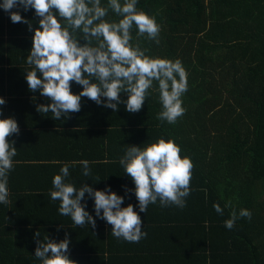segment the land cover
<instances>
[{
  "label": "trees",
  "instance_id": "1",
  "mask_svg": "<svg viewBox=\"0 0 264 264\" xmlns=\"http://www.w3.org/2000/svg\"><path fill=\"white\" fill-rule=\"evenodd\" d=\"M107 4L101 0L102 6ZM137 8L156 15L161 26L159 43L145 36L139 38L140 46L153 57L181 60L186 70L185 112L175 124L157 118L162 104L155 81L136 113H129L124 103L118 112L93 107L96 103L83 97L90 112L100 116L102 145L116 158L129 144L175 139L181 155L194 164L191 197L202 227V245L197 247L208 264H264V0H138ZM12 11L30 21L33 31L27 23H13L10 12L0 7L2 89L10 74L20 78L15 81L26 80L31 70L27 56L39 26L34 9ZM105 19L120 17L109 9ZM137 31L134 25L133 44ZM79 42L86 43L82 34ZM80 86L72 82V91L79 93ZM120 95L127 99V93ZM48 102L43 97L34 104ZM228 201L237 214L250 210L251 220L239 218L231 230L226 228L232 211L225 207ZM217 202L224 208L222 215L213 207Z\"/></svg>",
  "mask_w": 264,
  "mask_h": 264
},
{
  "label": "clouds",
  "instance_id": "2",
  "mask_svg": "<svg viewBox=\"0 0 264 264\" xmlns=\"http://www.w3.org/2000/svg\"><path fill=\"white\" fill-rule=\"evenodd\" d=\"M137 4L138 0H123V3L108 0L106 7L101 5V0H3L0 7L10 12L11 21L27 23L29 31H33L32 23L12 9H34L35 16L39 17L26 61L31 70L25 73L29 90L33 93L39 90L51 101L38 104L36 110L39 113H51L55 120L62 116L68 119L70 114L81 110L82 97L113 112H118L119 105L124 103L129 113H136L143 108L148 90L155 81L162 104L157 118L175 124L184 115L182 96L188 90L186 70L181 60L153 57L140 46L139 38L145 36L159 43L161 26L156 15L138 9ZM109 9L120 17L118 21L105 19ZM134 25L138 30L135 44L132 43ZM81 34L86 41L84 44L79 42ZM72 82L81 85L82 91L74 93ZM121 92L128 94L126 100L122 99ZM5 103L0 97V105ZM19 132L17 120L11 116L3 118L0 108V203L3 204L9 203L8 173L13 168V157L17 155L15 141H10L9 137ZM129 145L119 163L134 182V190L126 187L125 191H134L139 212L147 213L148 206L157 200L161 207H186L194 164L191 157L181 155L175 139L160 137L143 146ZM79 163L83 167V176L91 177L89 161ZM69 174V165L64 164L60 174L52 180L54 190L50 197L60 201L58 211L61 216L70 217L76 226L89 224L95 228L96 218L86 209L87 193L94 199L96 217L112 226V236L129 243H138L146 237L135 206L129 203L122 207L124 196L112 191L110 186L94 189L83 183L77 189L72 182H66ZM213 207L218 214H223L224 208L218 202ZM225 207L232 209L230 218L225 221L229 230L237 219L252 218V212L246 208L237 214L231 201ZM35 237L34 255L41 264H78L70 258L68 234L56 241L49 236L41 239L38 230Z\"/></svg>",
  "mask_w": 264,
  "mask_h": 264
},
{
  "label": "crops",
  "instance_id": "3",
  "mask_svg": "<svg viewBox=\"0 0 264 264\" xmlns=\"http://www.w3.org/2000/svg\"><path fill=\"white\" fill-rule=\"evenodd\" d=\"M19 79L10 74L3 89L0 85V92L6 91L2 95L6 104L0 105L3 118H15L20 129L18 135L9 137L15 141L17 155L8 173L9 203H0V264H41L34 255L38 230L41 239L49 236L59 241L68 234L70 258L78 264H208L209 259L197 247L202 245L198 241L202 227L198 225L191 192L182 209L175 205L161 207L157 200L148 206L147 213L139 212L134 191H125L126 187L134 190L135 185L119 163L123 155H107L100 116L94 110L90 112L83 97L79 112L68 119L62 116L55 120L51 113L36 110L35 100L43 98L40 91L33 93L26 80L15 81ZM92 106L98 108L97 104ZM81 160L89 161L91 177L83 176ZM64 164L69 165L70 173L66 182H72L77 189L83 183L94 189L110 186L124 196L122 207L133 204L142 218L146 237L129 243L112 236V226L96 217L94 199L87 193L86 209L96 218L95 228L85 224L76 229L70 217L61 216L60 201L51 200L50 192L54 190L52 180ZM195 181L192 172V192Z\"/></svg>",
  "mask_w": 264,
  "mask_h": 264
}]
</instances>
